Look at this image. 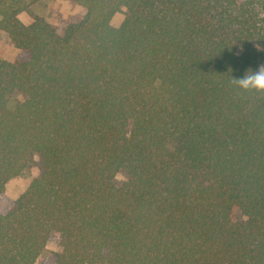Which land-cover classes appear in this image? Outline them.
<instances>
[{"label": "trees", "instance_id": "trees-1", "mask_svg": "<svg viewBox=\"0 0 264 264\" xmlns=\"http://www.w3.org/2000/svg\"><path fill=\"white\" fill-rule=\"evenodd\" d=\"M37 1L0 0V195L40 160L0 264H264V93L231 84L264 0H77L61 29Z\"/></svg>", "mask_w": 264, "mask_h": 264}, {"label": "rangeland", "instance_id": "rangeland-1", "mask_svg": "<svg viewBox=\"0 0 264 264\" xmlns=\"http://www.w3.org/2000/svg\"><path fill=\"white\" fill-rule=\"evenodd\" d=\"M84 11V8L77 0H40L29 6L27 9L22 10L18 16L25 22L32 21L35 15H40L49 20L55 27L61 29L66 24L68 18L79 15ZM125 17V8L117 11L112 19L111 23L114 26L121 24ZM19 49L14 45L8 34L0 30V58L14 60L18 54ZM264 64V57L262 62ZM18 98L23 96L17 95ZM40 171V160L38 156H34L28 169L21 175L11 178L7 184L5 191L0 195V209L5 211L8 209L12 202L17 199L29 186L33 177H35ZM123 172H118L115 179L120 182L125 179ZM53 243L48 245V249H54ZM47 255L39 257L35 264H46Z\"/></svg>", "mask_w": 264, "mask_h": 264}, {"label": "clouds", "instance_id": "clouds-1", "mask_svg": "<svg viewBox=\"0 0 264 264\" xmlns=\"http://www.w3.org/2000/svg\"><path fill=\"white\" fill-rule=\"evenodd\" d=\"M231 84L244 93H264V64L249 68L242 78L233 77Z\"/></svg>", "mask_w": 264, "mask_h": 264}]
</instances>
